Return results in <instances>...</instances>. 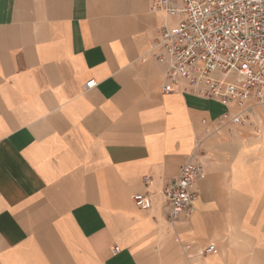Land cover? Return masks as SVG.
I'll use <instances>...</instances> for the list:
<instances>
[{"label":"crops","instance_id":"0c3cea01","mask_svg":"<svg viewBox=\"0 0 264 264\" xmlns=\"http://www.w3.org/2000/svg\"><path fill=\"white\" fill-rule=\"evenodd\" d=\"M176 21L151 0H0V264H264V137L162 93L151 54ZM191 160L199 199L170 223Z\"/></svg>","mask_w":264,"mask_h":264},{"label":"built area","instance_id":"2783aa9c","mask_svg":"<svg viewBox=\"0 0 264 264\" xmlns=\"http://www.w3.org/2000/svg\"><path fill=\"white\" fill-rule=\"evenodd\" d=\"M151 9L177 20L158 30L151 54L164 68L162 93L217 101L226 107L222 125L264 137V0H151ZM95 86V80L86 85ZM204 176V166L191 160L166 185L170 223L193 216L195 186ZM150 180L143 178L145 184ZM133 200L138 208L151 207L148 195ZM215 251L212 244L205 253Z\"/></svg>","mask_w":264,"mask_h":264}]
</instances>
